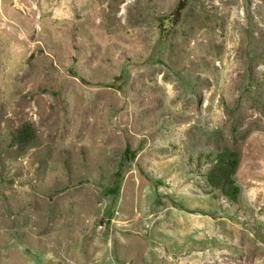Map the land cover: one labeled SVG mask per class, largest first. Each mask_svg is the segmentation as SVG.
Segmentation results:
<instances>
[{"label": "rangeland", "instance_id": "374dc122", "mask_svg": "<svg viewBox=\"0 0 264 264\" xmlns=\"http://www.w3.org/2000/svg\"><path fill=\"white\" fill-rule=\"evenodd\" d=\"M180 3L0 0V264H264V0H186L146 64Z\"/></svg>", "mask_w": 264, "mask_h": 264}, {"label": "trees", "instance_id": "16d2710c", "mask_svg": "<svg viewBox=\"0 0 264 264\" xmlns=\"http://www.w3.org/2000/svg\"><path fill=\"white\" fill-rule=\"evenodd\" d=\"M185 3L186 0H181L180 5H178L173 12H171L169 15L159 18L160 26H162V28L160 29L159 36L153 51L145 60L146 64H152L160 60V56L165 50L167 39L174 31L180 20V15L183 11V8L185 7ZM121 73L124 78L127 79L129 77V71L126 65L123 66ZM35 139V129L32 124L29 122H23L11 133V137L7 143V146H14L18 150H23L26 147L33 145ZM134 156L135 155L133 151H129L128 149L126 150L116 173V183L109 187L106 191L107 194H112L113 196L110 208L106 213V217L108 219H111L116 211L118 191L122 176L125 167L129 165V161L134 159ZM237 163V153L228 147H224L218 154H216L214 163L206 172L207 183L210 186L219 189L223 195L232 201L237 199L239 192V187L237 184H235L233 179Z\"/></svg>", "mask_w": 264, "mask_h": 264}]
</instances>
